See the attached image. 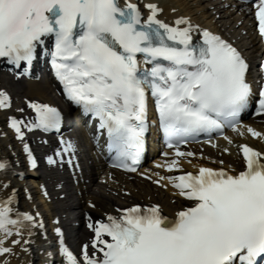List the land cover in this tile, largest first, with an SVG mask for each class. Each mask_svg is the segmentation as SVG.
Segmentation results:
<instances>
[{
  "label": "snow or ice",
  "instance_id": "snow-or-ice-1",
  "mask_svg": "<svg viewBox=\"0 0 264 264\" xmlns=\"http://www.w3.org/2000/svg\"><path fill=\"white\" fill-rule=\"evenodd\" d=\"M253 2L264 38V0ZM163 11L143 0H0V58L14 66L17 78L29 75L34 62L47 60L66 98L97 122L92 133L97 146L106 134L112 165L127 171L140 166L151 97L156 123L173 150L163 155L174 157L157 167L182 169L180 159L197 153L182 151L181 145L201 135H224L226 128L243 135L239 118L254 99L256 114H264V62L258 65L259 79L251 80V63L235 40L189 16L166 22L160 18ZM25 99L34 118H10L22 142L25 130L59 131L64 120L59 107ZM0 108H11V97L3 89ZM245 129L264 139V132ZM224 139L233 143L227 135ZM60 143L63 147L54 156L63 164L67 153V163L73 165L77 143L63 138ZM238 148L244 162L239 170L220 160V167L200 166L196 172L155 181L164 188L169 185L161 182L170 181L176 195L190 202L171 216L159 203H135L95 221L89 216L93 236L79 256L66 246L57 226L60 253L67 264H264V152L248 144ZM24 151L37 167L27 143ZM54 156L47 157L49 164L58 162ZM10 167L0 158V172ZM0 188H9V183ZM15 203L13 187L10 195L0 198V255L13 254V247L5 244L13 236L11 245L29 251L33 229L44 228ZM25 233L29 239H24Z\"/></svg>",
  "mask_w": 264,
  "mask_h": 264
},
{
  "label": "bare ground",
  "instance_id": "bare-ground-1",
  "mask_svg": "<svg viewBox=\"0 0 264 264\" xmlns=\"http://www.w3.org/2000/svg\"><path fill=\"white\" fill-rule=\"evenodd\" d=\"M192 1L195 2L194 4L196 11L200 12V18L204 19L205 21H209L213 30L235 40L237 46H239L243 50L245 49V52L249 55L254 54L256 56L260 53L258 44L254 42L252 36L250 35V16L252 15L250 8L246 7L241 11L237 6H231L232 9H229L230 7H222L221 5L227 6V0ZM177 5H179V10L173 12L171 8H169L170 5L168 7H165L161 4V6L165 8V13L163 14L162 19H164L166 22H173L178 15L189 16L191 15V13H193L191 7H189V4L187 3V0H178ZM180 8H182V11H180ZM240 12L244 17L243 21L235 17V14ZM192 20L195 23L200 22L197 19L192 18ZM2 85H4V87L8 86L11 88L13 92V98L15 99L16 103H18V100L22 95V98L24 97V99H37L41 102L52 103L55 100L51 96L55 92L52 90L53 88L47 81L38 82L36 80L33 82H27L24 84V86L18 89L16 83L6 81L4 78L0 77V89H4ZM54 95L56 96V94ZM23 109L26 110L25 107H23ZM0 115H4L7 118V125H10V118L12 116H15L17 118H25L24 111L21 113L17 108L4 109V112H2V109L0 108ZM245 126H251L257 131L264 132V117H261L259 119H250L242 122V124H240V128L243 132V135H240L235 131H230L227 134V136L231 137L233 143L248 144L249 146L257 150L264 152V139L253 137L249 132L246 131ZM12 132L13 134H15L14 129ZM219 142L221 144L222 142L226 143L228 141L224 139ZM213 147L214 146H210L207 143L189 145L183 151H193L197 153V155L195 157L181 158L180 163L182 164V169H174L170 172L168 171L167 167H157V165H163L166 161H171L174 158L172 155H169L164 159H156L154 162L150 163L149 169L143 168L139 172H137L136 175L124 174L117 170L109 168L107 161L104 159L105 155L102 154L98 149H92V159H90L92 160V164L89 162V160H87L85 162V165L79 164L80 166L78 168L74 166L75 173L78 179L77 188L81 197V201L77 202V205H79V209L83 211L82 219L83 224H85V226L82 228L81 236H79L78 238L79 244L77 256H79L81 252L82 245L90 240L87 227L89 216H91L92 219H101L104 218L106 212L111 211L113 212V214H115L116 209L124 207L126 208L130 204L132 205L135 203H140L142 205L159 203L162 205L165 214L171 216L175 211L189 204L188 201L176 195V192L171 189L170 181L163 180L161 184H168L169 186L167 188L161 187L158 189L153 186L154 184L149 185L150 182H143V179L135 180V178L140 177L141 174H145L147 176L150 175L153 178V183L154 181L159 179L160 176L166 177L170 175H177L183 171L196 172L198 171L200 166L214 168L220 167L222 166L218 163L220 160H223L225 162L223 166H229L237 170L242 168L244 162L242 160L241 152L238 147L236 150H234V154H232L234 156L227 153L221 154L215 152ZM225 147L228 148V145H226ZM201 153L203 154L202 156L200 155ZM67 155L69 154H64L65 157H67ZM23 156L27 157V153L25 151L23 152ZM0 158L7 159L9 161V164L11 165L7 173L0 172V184L9 183V188H0V198H6L8 195H10L11 189L14 187L16 189V203L14 206L21 212L26 211L30 213L31 208L34 207L35 203L31 204L29 200L30 196L25 186L26 183L22 181V179L17 175V169L19 166L18 158L16 157L15 152H13L11 143L8 139V136L3 130V125L1 124V122ZM54 158L59 162V157L54 156ZM189 160H191V163L188 162ZM46 166H50L48 160ZM84 166L85 168H90L89 174L92 176L90 187L85 186V188H83V174L81 172V169ZM59 167H61V165ZM157 173L159 175H157ZM34 176L35 174L31 173L27 176L26 179L34 181ZM42 183L45 189L47 188V190H49V193L51 194V197H53L56 204L61 202L59 200H69L73 201V203L75 202L74 196L72 194H69L68 189H66L65 191H60V188L58 186H55L54 184H51L48 179L46 181H43ZM89 201L95 203L96 207L92 208L89 204ZM30 205L31 208L29 207ZM67 224V221L63 222L64 227H66ZM33 232L35 233V235L31 237L33 243L31 244L30 250L27 252L23 251L20 246L11 245L9 243L11 239H15L16 237H10L9 241H5L6 246L13 247L14 251L13 254L0 255V264H4L5 260L8 261V264H45V255L42 252V246L44 243L40 240L42 232L39 228H34ZM24 239H29L27 233H25ZM25 247L28 246L25 245ZM36 256H39L41 260H37Z\"/></svg>",
  "mask_w": 264,
  "mask_h": 264
},
{
  "label": "rangeland",
  "instance_id": "rangeland-1",
  "mask_svg": "<svg viewBox=\"0 0 264 264\" xmlns=\"http://www.w3.org/2000/svg\"><path fill=\"white\" fill-rule=\"evenodd\" d=\"M177 1L178 0H157V2L159 3V4H162V5H164L165 7L167 6H169V8H171V10L172 9H176V10H179V5H177ZM176 3V4H175ZM187 3L189 4V7H191V9H192V11H193V13H191V15H189V17L191 16L193 19H197V20H199L200 21V23H205L206 21L204 20V19H201L200 18V12H197L196 11V9H195V2H193L192 0H187ZM178 8V9H177ZM163 9H165L164 7H163ZM181 10L180 11H182V8H180ZM193 15H195V16H193ZM197 17V18H196ZM191 18V19H192ZM199 18V19H198ZM236 18H239V14H237L236 15ZM19 87V86H18ZM23 96V95H22ZM53 98L55 97V95H51ZM227 148V147H226ZM231 148V149H230ZM224 149L225 148H218V150H216L215 152H218V153H221V154H225V153H227V154H234L233 152H234V150H236L237 149V147L236 146H234L233 144H230L229 146H228V148L227 149H229V151H227V152H225L224 151ZM232 156H234V155H232ZM136 179H138V180H140V178L139 177H136L135 178V180ZM142 179V178H141ZM152 180V179H151ZM151 180L149 181V180H145V181H148V182H150L149 183V185L150 184H154L155 185V182H151ZM153 185V186H154ZM157 187V186H156ZM158 189H159V187H157ZM37 203H40V200L39 199H37Z\"/></svg>",
  "mask_w": 264,
  "mask_h": 264
}]
</instances>
